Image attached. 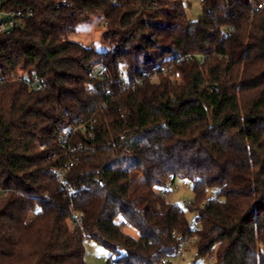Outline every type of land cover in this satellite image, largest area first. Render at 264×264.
I'll return each mask as SVG.
<instances>
[{
	"label": "trees",
	"instance_id": "16d2710c",
	"mask_svg": "<svg viewBox=\"0 0 264 264\" xmlns=\"http://www.w3.org/2000/svg\"><path fill=\"white\" fill-rule=\"evenodd\" d=\"M26 1L34 15L0 35V80L21 70L47 87L0 86V264H89L86 241L115 264H177L196 235L191 264H264L262 0H202L197 20L185 0ZM94 17L109 50L69 40ZM185 55L180 83L119 77ZM70 160L73 196L56 178ZM178 179L193 187L197 232L167 201Z\"/></svg>",
	"mask_w": 264,
	"mask_h": 264
},
{
	"label": "built area",
	"instance_id": "2783aa9c",
	"mask_svg": "<svg viewBox=\"0 0 264 264\" xmlns=\"http://www.w3.org/2000/svg\"><path fill=\"white\" fill-rule=\"evenodd\" d=\"M26 0H0V35H10L14 33L15 31L23 28L27 21L34 15V9L32 7L26 6ZM116 0H113V3H115ZM59 5L68 4L67 0H59ZM264 8V0H262L257 6H256V12H259ZM194 55H185L180 56L177 58L170 57L169 62H167L163 67H159L155 72H148L146 75L138 78L137 80L131 82L129 81L128 75L123 70L120 71L119 77L120 79L126 84L131 86L141 85L144 81L148 80L151 83H157L161 76L168 77L170 79V82L172 84L180 83L182 79V73L178 68L181 64L184 62L190 61L194 58ZM200 60V63L203 62V57L197 56ZM100 76L104 75V72H99ZM19 82L24 84L26 87H28L30 90L33 91H41L44 90L47 87V82L37 75H34L32 77L25 75L22 71H19L17 74H14L12 77L7 79L0 80V86L3 85L5 82ZM110 91H108L109 93ZM71 132L66 131L63 143L64 145H67V143L71 140ZM75 166V161L70 160L66 165L59 169L56 173V178L58 179V182L60 184V189L66 190L67 195L73 196V190L67 185L65 182V174L71 170ZM189 182L186 180H183L182 186L186 189L189 188ZM174 184L170 186V193H171V187H173ZM173 192H177V188H173ZM192 202V201H191ZM188 205H185V207L188 208L187 213H190V216H187V220L189 223V227L194 231L197 232L201 228L200 223V214L196 209H193L192 203H188ZM83 213L80 212H74L72 216L68 219L69 227L72 230H79L82 229V223H83ZM199 241V237L196 235L192 239L185 240L182 242L181 247L179 251L176 254L177 260H184L187 257L188 251L190 247H196V244ZM207 261L209 263H213L215 261V255H211L208 257ZM103 264H115L112 259L108 257L103 258ZM163 264H168L167 261H165Z\"/></svg>",
	"mask_w": 264,
	"mask_h": 264
},
{
	"label": "rangeland",
	"instance_id": "374dc122",
	"mask_svg": "<svg viewBox=\"0 0 264 264\" xmlns=\"http://www.w3.org/2000/svg\"><path fill=\"white\" fill-rule=\"evenodd\" d=\"M202 0H185L184 5L186 8L187 16L189 20H197L203 15ZM106 27L103 18L94 17L89 21L80 24L76 32L69 36V40L80 43L84 46H95L99 51L109 50L111 44L104 38ZM21 71V70H20ZM23 72V71H22ZM183 180H176L173 187H171V193L167 196V201L170 203H177L183 207L193 202L194 191L191 184L186 189L182 186ZM177 188V192H173V188ZM192 201V202H191ZM193 205V204H192ZM190 216V213H187ZM123 231L133 238H138L139 233L137 230L123 225ZM86 247V260L89 264H103V258L108 257L107 251L102 249L94 242H85ZM196 254V247H190L187 257L184 260H177V264H191Z\"/></svg>",
	"mask_w": 264,
	"mask_h": 264
}]
</instances>
